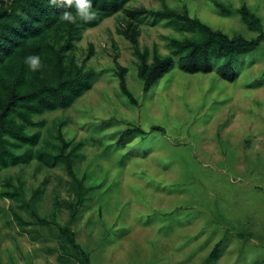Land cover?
<instances>
[{
  "label": "rangeland",
  "instance_id": "1",
  "mask_svg": "<svg viewBox=\"0 0 264 264\" xmlns=\"http://www.w3.org/2000/svg\"><path fill=\"white\" fill-rule=\"evenodd\" d=\"M213 1L128 0L77 34L64 55L93 72L90 87L31 116L22 131L35 144L7 138L27 159L0 168V264H264V41L233 58V81L217 72L226 57L190 74L171 40L200 39L199 29L123 10L186 12L250 38L244 4L264 26V0H216L227 13ZM127 34L147 63L172 56L147 89Z\"/></svg>",
  "mask_w": 264,
  "mask_h": 264
},
{
  "label": "trees",
  "instance_id": "2",
  "mask_svg": "<svg viewBox=\"0 0 264 264\" xmlns=\"http://www.w3.org/2000/svg\"><path fill=\"white\" fill-rule=\"evenodd\" d=\"M95 19L85 22L77 14L75 5L60 7L50 0H1L0 1V168L23 162L27 159L15 154L7 138L23 144H35L38 134H26L22 128L34 125L31 116L46 110L64 109L90 87L93 72L84 70L72 57L66 58L72 42L86 27L98 24L103 18L118 12L128 0H91ZM220 11L227 13L230 7L214 0ZM129 16L148 15L154 18H177L189 27L202 32L200 39H185L182 42L171 40L172 55L179 56L178 67L186 73H209L213 69V59L226 57L217 67L218 75L233 81L238 73L232 67L233 58L254 51L264 41V26L261 18L242 4L236 9L241 22L255 36L245 38L235 34L228 36L213 29L186 12L177 15L169 10L146 8L123 9ZM76 17V23L62 19L63 12ZM134 45L135 53L141 59L138 76L144 88L150 87L173 67L172 56L157 57L147 63L138 51L135 37L128 35ZM29 56H38L41 67L32 71L25 63ZM121 68L119 87L132 101L133 97L126 87ZM13 114L21 123L14 125ZM158 128V127H155ZM134 129H128L129 134ZM70 170V160L59 155ZM220 240L214 245L215 253Z\"/></svg>",
  "mask_w": 264,
  "mask_h": 264
},
{
  "label": "clouds",
  "instance_id": "3",
  "mask_svg": "<svg viewBox=\"0 0 264 264\" xmlns=\"http://www.w3.org/2000/svg\"><path fill=\"white\" fill-rule=\"evenodd\" d=\"M52 5L60 7H71L75 5L78 16L85 22L95 19V12L92 11L91 0H50ZM62 19L69 23H76V17L70 12H63ZM25 63L32 71H37L41 67L38 56H29L25 59Z\"/></svg>",
  "mask_w": 264,
  "mask_h": 264
}]
</instances>
